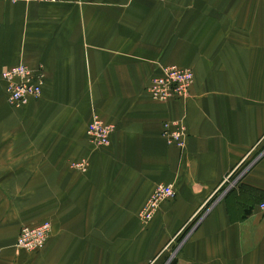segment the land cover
Returning <instances> with one entry per match:
<instances>
[{
  "label": "crops",
  "instance_id": "1",
  "mask_svg": "<svg viewBox=\"0 0 264 264\" xmlns=\"http://www.w3.org/2000/svg\"><path fill=\"white\" fill-rule=\"evenodd\" d=\"M20 62L44 80L14 107L1 71ZM169 65L193 72L188 96L155 101L145 87ZM94 113L106 146L89 142ZM180 118L182 148L162 133ZM159 183L175 195L143 223ZM262 203L264 0H0V264H167L199 216L174 264H264ZM44 220L43 248L18 249Z\"/></svg>",
  "mask_w": 264,
  "mask_h": 264
},
{
  "label": "built area",
  "instance_id": "2",
  "mask_svg": "<svg viewBox=\"0 0 264 264\" xmlns=\"http://www.w3.org/2000/svg\"><path fill=\"white\" fill-rule=\"evenodd\" d=\"M10 1H39L54 2L57 0H10ZM1 79L4 82L6 99L8 104L14 107H20L26 104L31 98H37L41 94V88L44 80V73L41 67L37 69L30 68L23 62L7 66L1 71ZM193 82V72L188 68H181L174 65L163 66L160 73L151 77L145 91L151 99L159 102L169 100H185L189 93V88ZM112 124L105 123L96 113L92 114L91 120L87 125V136L89 142L96 146H106L110 142V134L113 131ZM187 127L183 118L167 121L163 123L162 133L169 143L182 148L184 146ZM258 158V157H257ZM71 168L85 172L88 167V159L83 157L69 163ZM235 170L229 172L222 180L221 185L228 182L227 187L221 190L217 199L231 188L238 178V175L231 179ZM244 171V170H242ZM229 179L231 181H229ZM175 195L172 184L159 183L145 200L138 217L143 223H148L158 210L162 202L170 200ZM264 208V203L261 204ZM200 218V216H199ZM199 218L185 232L176 248L171 253L167 264L174 258L179 246L183 243L192 229L196 226ZM51 231V223L44 220L37 225L21 226L15 241L18 249L36 252L43 248Z\"/></svg>",
  "mask_w": 264,
  "mask_h": 264
},
{
  "label": "rangeland",
  "instance_id": "3",
  "mask_svg": "<svg viewBox=\"0 0 264 264\" xmlns=\"http://www.w3.org/2000/svg\"><path fill=\"white\" fill-rule=\"evenodd\" d=\"M10 1V0H9ZM13 2H15V1H13ZM25 2V1H24ZM29 2H32V1H29ZM55 2V1H54ZM98 115V114H97ZM99 116V115H98ZM92 117V116H91ZM100 117V116H99ZM101 118V117H100ZM102 119V118H101ZM90 120H91V118H90ZM89 120V121H90ZM103 120V119H102ZM104 121V120H103ZM105 122V121H104ZM105 123H107V122H105ZM109 124V123H108ZM88 125V124H87ZM112 133V132H111ZM111 135V134H110ZM259 151H257L256 153H258ZM256 153H255V155H256ZM253 158V157H252ZM252 158L251 159H249L246 163H245V165L244 166H241V168L240 169H238L237 170V172H236V174L235 175H238L240 172H242V170H244L245 169V167H247L246 165H248L249 163H250V161L252 160ZM233 177H235V176H233L232 175V177L231 178H233ZM229 181H231L230 179H229ZM227 185H228V182H226L225 184H222V189L221 190H224L226 187H227ZM194 223V222H193ZM192 223V224H193ZM191 224V225H192ZM189 228H187L182 234H181V236H180V238H179V240H178V242L180 241V239L182 238V236L185 234V232L188 230ZM50 235V234H49ZM49 238V237H48ZM177 242V243H178ZM46 243V242H45ZM21 250V249H20ZM174 250V249H173ZM173 250L170 252V255H171V253L173 252ZM30 252V251H29ZM170 255H169V257H170Z\"/></svg>",
  "mask_w": 264,
  "mask_h": 264
},
{
  "label": "trees",
  "instance_id": "4",
  "mask_svg": "<svg viewBox=\"0 0 264 264\" xmlns=\"http://www.w3.org/2000/svg\"><path fill=\"white\" fill-rule=\"evenodd\" d=\"M168 264H174V259H172Z\"/></svg>",
  "mask_w": 264,
  "mask_h": 264
}]
</instances>
